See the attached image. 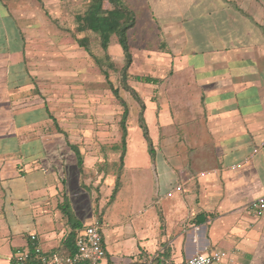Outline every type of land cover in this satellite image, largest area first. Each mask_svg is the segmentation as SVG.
I'll list each match as a JSON object with an SVG mask.
<instances>
[{
    "label": "crops",
    "instance_id": "1",
    "mask_svg": "<svg viewBox=\"0 0 264 264\" xmlns=\"http://www.w3.org/2000/svg\"><path fill=\"white\" fill-rule=\"evenodd\" d=\"M125 1L136 14L128 73L146 75L133 87L154 152L147 141L130 143L128 116L123 165L122 132L112 141L94 132L105 139L86 146L84 132L64 130L42 65L26 61L43 56L26 38L36 23L0 7V125L9 123L0 131V264H13L33 234L47 253L63 248L72 230L64 201L82 229L101 220V264H186L214 250L227 252L218 264H264V216L251 207L264 196V0ZM92 34H77L79 47ZM58 53L65 57L64 45ZM83 68L79 75L96 67ZM87 82L89 117L113 122L110 92L98 97L97 83Z\"/></svg>",
    "mask_w": 264,
    "mask_h": 264
},
{
    "label": "rangeland",
    "instance_id": "2",
    "mask_svg": "<svg viewBox=\"0 0 264 264\" xmlns=\"http://www.w3.org/2000/svg\"><path fill=\"white\" fill-rule=\"evenodd\" d=\"M90 2L91 0H0V7L2 13L3 11H7L6 9L8 8L12 10L14 15L20 17L25 22L33 21L36 23V34L30 37L27 35L26 38L29 39L28 44L31 42L33 50L41 51L40 55L43 56L34 58V56H30L29 54V57L25 58L27 62L33 60L32 62L37 64L34 65L37 68L42 65L41 70L43 74L41 77L42 82H45V92L50 96L55 95L52 100L55 105L51 109L53 114L61 119L60 122L63 123L64 130L70 132L74 126L75 130L84 132L87 136L81 140L86 146H93L105 139L104 135L97 134L98 136H95L94 132L109 133L110 138L107 139L111 141L115 140L118 133H121V125L119 121H114L118 120L122 115L120 112L124 111L120 99L113 91L114 89H118L119 95L127 101L130 112V143L135 142L138 145H146L142 129L138 124V113L139 109L141 111V105L132 93L124 88L122 82L121 70L125 60L120 58L116 53L115 47H119L120 50L122 49L117 37L114 36L111 47L114 55V68H110V60H107L103 54L98 35L92 34L89 40L90 48L96 54V59L90 57L84 52V48L78 45L77 34L79 33L74 27L75 18L78 14L86 11ZM108 6L109 4L106 3V7ZM87 33H80V35L82 37V35ZM60 36L64 37L62 44L58 41L60 40ZM62 45L65 48V57H61L59 53V56L56 54V50L60 49ZM28 49L32 50V48ZM75 52H79L80 55L75 56ZM5 64L6 59H0V85L6 70ZM80 67L81 69H84L83 67H96L95 73H83L79 75L77 68ZM50 71L54 73L51 72L49 74ZM137 76L146 75L133 74L131 77L129 76L128 83L130 86L133 87L134 84H139L136 80ZM90 80L97 83L96 87H98V90L96 94H98V97H106L105 90H107V93L110 92L108 95L111 94L112 104L107 116L111 117L114 115L115 120L113 122H104L97 117L98 115L93 118L89 117V109L93 107V102L89 100L86 88H89L87 81ZM107 98L109 99V97ZM54 119L56 120L55 116ZM6 128H9L7 121L1 123L0 131H4ZM119 162L118 159L117 163ZM70 174L72 184L71 171ZM87 191L90 190L88 189Z\"/></svg>",
    "mask_w": 264,
    "mask_h": 264
},
{
    "label": "trees",
    "instance_id": "3",
    "mask_svg": "<svg viewBox=\"0 0 264 264\" xmlns=\"http://www.w3.org/2000/svg\"><path fill=\"white\" fill-rule=\"evenodd\" d=\"M106 3L110 6L106 7ZM79 25L76 28L78 33H84L88 31L96 30L100 37V42L103 50L105 51V58L110 60V55L108 54V49L110 47L111 38L116 36L118 39V43L123 49L124 53V60L125 63L122 67V82L124 84V88L131 92L134 98L140 103L141 111L139 113V125L142 129L143 135L148 143L149 151L153 156L154 148L152 138L150 136L149 128L146 123V119L144 116L145 111V103L143 102L142 98L140 97L137 90L128 84V77H129V67L132 64L133 56L131 52V47L129 43V36L128 33L130 29H132L136 25V14L135 12L128 6L125 0H91L88 8L82 14H78L76 16ZM79 44L81 47L86 49L87 51L90 50L89 48V39L87 37H83L80 39ZM110 66H114V63H111ZM140 81H145L148 83L154 82L155 79L152 77H140ZM157 81V80H155ZM114 93L120 99L121 103L124 106V112L121 119V155H120V163L123 165L125 154L127 150V137H128V128H127V119L129 116V108L127 102L122 99L119 95L118 89H114ZM58 130H62L59 126H57ZM119 187V177L116 182V187L114 191V195L117 192ZM62 210L65 215L69 217V223L72 227L71 232L69 233L68 237L64 241L63 248L56 250L54 253L64 254V255H73L76 252L77 248V230L82 229V223L75 219V216L72 210L64 201L61 205ZM31 239V237H30ZM36 241L31 242L29 246L31 249V258L26 264H39V260L36 258L35 248H36ZM150 264H160L159 261L153 260Z\"/></svg>",
    "mask_w": 264,
    "mask_h": 264
},
{
    "label": "built area",
    "instance_id": "4",
    "mask_svg": "<svg viewBox=\"0 0 264 264\" xmlns=\"http://www.w3.org/2000/svg\"><path fill=\"white\" fill-rule=\"evenodd\" d=\"M251 207L257 216H264V196L252 202ZM101 220L96 219L85 226L77 235V248L73 255L47 253L36 245L35 253L39 264H101L106 257L102 244ZM36 234L31 239L36 241ZM29 246L19 249L15 254L13 264H26L31 258ZM227 257V252L214 250L211 252L197 253L187 259L186 264H218Z\"/></svg>",
    "mask_w": 264,
    "mask_h": 264
}]
</instances>
